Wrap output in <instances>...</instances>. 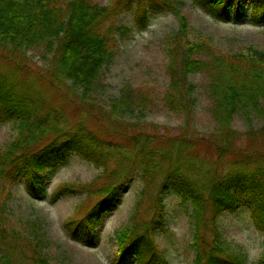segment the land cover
Returning <instances> with one entry per match:
<instances>
[{
    "label": "trees",
    "instance_id": "obj_1",
    "mask_svg": "<svg viewBox=\"0 0 264 264\" xmlns=\"http://www.w3.org/2000/svg\"><path fill=\"white\" fill-rule=\"evenodd\" d=\"M193 1L218 23L244 25L250 18L254 26L264 27V0ZM131 5L139 24L147 12L162 8L179 19V30L170 33L165 48L171 84L164 103L169 110L180 114L191 110L196 104L194 86L186 81L193 74H204L216 134L223 140L220 162L226 156L222 148L236 139L232 125L237 117L249 125L247 143L252 149L232 151L222 175L207 183L193 162H180L190 147L178 137L168 140L162 150L143 132H114V138L123 140L109 139L107 133L98 132L99 126H91L92 113L72 122L63 106L94 104L105 87L104 71L118 54L116 35L125 39L130 33L115 22L122 7H102L94 0H0V57L6 61V68L0 65V125L15 124L18 133L0 151V264H51L47 254L51 241L43 221L11 218V192L22 181L33 199H46L52 173L72 156L93 164L106 178L102 183L60 186L52 196L56 200L86 194L96 199L90 207L82 202L64 226L69 237L91 248L98 242L104 217L120 206L134 177L155 182L162 176L159 191L151 198V219L139 220L136 212L134 225L117 232L113 264H167L154 232L165 225L163 198L169 192L180 197L183 210L195 222L193 264H246L245 255L219 241L218 231L211 245L204 247L200 230L208 211L215 224L222 215L246 208L255 228L264 231V149L253 148L258 147V135L264 143V50L251 47L231 54L207 37L189 39L187 18L173 0H128L124 10ZM32 50L42 51L49 61L37 78L28 68ZM46 92L57 95L55 104L45 98ZM148 100V95L125 87L119 98L110 100V115L120 121L137 109H147ZM166 157L172 162L169 170L164 167ZM259 264H264V256Z\"/></svg>",
    "mask_w": 264,
    "mask_h": 264
},
{
    "label": "rangeland",
    "instance_id": "obj_2",
    "mask_svg": "<svg viewBox=\"0 0 264 264\" xmlns=\"http://www.w3.org/2000/svg\"><path fill=\"white\" fill-rule=\"evenodd\" d=\"M94 1L102 7L109 5L122 7L123 12L116 18V25L131 30L125 39H121L119 34L116 35L119 40L118 54L104 71L106 78L103 83L105 87L95 96L94 104L90 105L87 102L81 104L83 107H80V103L76 106L66 104V102L63 103L66 106H63L62 109L74 123H77L82 114L85 116L92 113L94 118L91 121V126L96 129L99 126L100 134L107 133L109 139L111 137L118 142L123 139H119L118 135H115L117 139L114 138L112 133L130 135L132 132H143L153 139L155 138V144L163 150L167 147L168 140L178 137L180 140L186 141L190 147L186 154L180 156V162L184 163L187 160L189 163L193 162V167H199L202 170L200 177L204 182L210 183L214 179H218L224 172V165L227 166L232 160V151L252 149V146H249L250 143H247L249 125L240 117L235 119L232 129L236 133L234 135L236 139L227 147L222 148L223 153L226 151V156L220 162L221 157L218 155V150H221L219 146L223 140L221 141V136L216 134L217 125L214 124L210 113L211 102L206 90L209 81L206 75L193 74L186 81L194 86L193 97L196 104L192 108L190 107L191 110L188 108L186 110L188 112L182 114L172 113L165 105V92L171 84L167 72L170 62L165 51L166 40L170 33L179 30L178 17L169 8H162L158 11L147 12L146 16H142L144 18L142 24H139L136 20L135 5L124 10L125 6L123 5L128 0ZM173 1L175 8L187 18L189 39L198 41L199 37H207L222 52L231 54L245 53L251 47L264 50V27L254 26L250 18L244 25L218 23L214 18L209 17L201 7H198L193 0ZM120 2L124 4L119 5ZM27 57L29 58L28 68L32 76L37 78L43 74L44 66L49 62L43 57V52L32 50ZM5 62L3 57H0L2 67H5ZM125 87L148 95L149 107L137 109L133 115L124 116L125 119L119 121L110 115L109 104L112 98H119ZM45 98L53 104L58 100L57 95L51 92H46ZM59 107L61 108V106ZM102 124L105 125L104 129ZM17 135L15 124L0 125V151H4ZM216 140L217 142H215ZM257 143L258 147L253 148H262L263 150L264 143L259 135ZM67 162L52 173L47 184L48 197L46 199H33L26 191L24 183L18 182L11 192L13 197L9 204L11 218L20 221L40 218L43 221L51 241V246L47 250L51 264H113L118 249L116 245L117 232L134 225L133 218L136 212H139V220L151 219L153 216L151 198L158 193L162 176L156 178L155 182L143 181L139 175L134 177L133 182L125 191L120 206L104 217L98 228L100 236L98 242L94 248H91L69 237L64 226L73 217L76 208L82 202H86L90 207L96 199L94 197L87 198L86 194L62 195L56 200H53L52 196L60 186L87 184L95 181L102 183L106 178L102 170L80 157L72 156ZM164 162L166 170L172 168L169 157H166ZM143 194L144 197H142ZM172 194L174 193L169 192L164 196V198L171 196V199L167 204L165 203L167 215L163 230L154 232L155 243L166 256V253L162 251L161 244L168 239L167 226L174 223L176 227L182 228L186 232V238L179 253L180 264H193L197 256V252L193 248L195 243L193 239L196 233L195 222L183 210L180 197ZM176 196L179 197L178 200ZM241 210H244L246 217L252 220L246 208ZM241 210L237 213L222 215L215 224L211 211H208L204 225L200 230L204 247L211 245L213 236L218 231L219 241L229 246L230 251L244 255L243 250H237L230 243L233 239L232 218L241 215ZM259 262L260 260L258 264Z\"/></svg>",
    "mask_w": 264,
    "mask_h": 264
},
{
    "label": "clouds",
    "instance_id": "obj_3",
    "mask_svg": "<svg viewBox=\"0 0 264 264\" xmlns=\"http://www.w3.org/2000/svg\"><path fill=\"white\" fill-rule=\"evenodd\" d=\"M164 199L167 204L171 196ZM176 199L178 200L179 197L176 196ZM231 229L233 239L230 243L237 250H243L246 264H258L260 258L264 256V231L255 228L254 222L246 217L244 210H241V215L232 218ZM167 232L168 239L161 244L162 251L166 253L167 264H180L179 253L186 238V232L176 227L174 223L167 226Z\"/></svg>",
    "mask_w": 264,
    "mask_h": 264
}]
</instances>
